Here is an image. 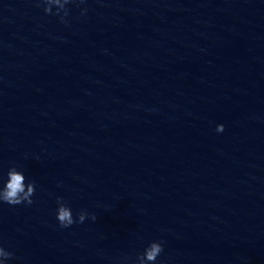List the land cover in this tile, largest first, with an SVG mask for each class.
<instances>
[{
	"label": "clouds",
	"instance_id": "9594fccd",
	"mask_svg": "<svg viewBox=\"0 0 264 264\" xmlns=\"http://www.w3.org/2000/svg\"><path fill=\"white\" fill-rule=\"evenodd\" d=\"M39 2L44 5L43 10L46 14L57 15L60 17L61 22H65V17L69 15V9L66 6L74 2V0H39ZM79 2L84 3L85 0H79ZM54 7L56 9L55 13H53ZM86 11L87 9L82 10V14ZM216 131L223 132L224 126L217 125ZM34 194L35 183L26 182L23 172L16 167H11L8 170L6 182L0 187V202L12 206L20 204L31 205ZM57 205L56 219L62 228H69L74 223H83L88 218L93 221L97 219L95 214H89L86 211H80L77 213V217L74 218L72 209L60 197L57 198ZM162 252V242L153 241L137 256L136 264H156L157 258ZM12 255L13 253L0 247V264H5Z\"/></svg>",
	"mask_w": 264,
	"mask_h": 264
}]
</instances>
